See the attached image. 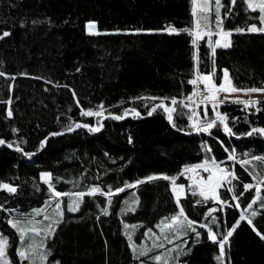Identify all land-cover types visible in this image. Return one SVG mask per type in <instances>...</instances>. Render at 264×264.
<instances>
[{"label":"trees","instance_id":"1","mask_svg":"<svg viewBox=\"0 0 264 264\" xmlns=\"http://www.w3.org/2000/svg\"><path fill=\"white\" fill-rule=\"evenodd\" d=\"M221 1L230 46L216 47L213 55L206 38L195 48L194 36L168 30L195 28L191 0H0V36L10 33L0 39V139L13 144L0 145V183L16 188L14 193L0 189V230L10 238L11 264L29 263L18 255L19 235L9 218L27 216L54 197L49 183L60 193L99 187L113 195L110 204L107 195H86L76 213L64 207L63 219L44 239L48 264H162L154 259L159 248L142 254L140 243L180 207L197 222L193 227L200 235L181 224L179 248L169 264H221L219 245L200 225L222 238L242 214L253 223L240 221L225 258L228 264H264V185L253 206L255 217L245 209L258 193L255 187L244 190L264 177V160L253 159L264 157V135H246L264 128V99L245 106L227 98L216 105L234 135L219 122L207 133L195 132L193 123L195 85L188 81L197 64L201 74L215 73V83L227 69L236 87L264 88V32L248 31L262 27L259 12L246 11L243 0ZM90 21L96 24L94 34L87 29ZM173 98L171 121L162 107L148 115L156 102ZM199 106L203 124L215 119L212 105ZM100 109L111 115L98 132L76 128L95 123L83 111ZM133 109L140 115L113 118ZM70 126L73 131H67ZM213 158L236 178L229 176L218 189V200H204L184 168L211 165ZM42 173H50V181ZM149 176L161 178L149 181ZM164 176L184 186L179 205L172 180ZM118 188L124 191L116 193Z\"/></svg>","mask_w":264,"mask_h":264},{"label":"snow or ice","instance_id":"2","mask_svg":"<svg viewBox=\"0 0 264 264\" xmlns=\"http://www.w3.org/2000/svg\"><path fill=\"white\" fill-rule=\"evenodd\" d=\"M212 2V0H203L202 6L200 8V13L201 15L195 20V29H189V28H185V29H180L177 30L174 27H169V32L170 34L172 33H176L178 34L179 32H186L189 35L194 36L193 40H192V44L196 45L198 40H202L205 36L209 37L208 40V45L209 47L212 48V52L213 55L215 54V47H213L212 45V41H211V36L213 35V33L211 31L208 32H204V31H200L199 29L201 28V24H200V19H203L205 21V27L207 26V13L209 11L208 5ZM232 4L236 3V0H231ZM244 3L247 4V10H251L252 12H259V16H258V20L261 22V24H264V0H243ZM191 3L193 5L192 7V15L194 17H197V3L198 0H191ZM215 4H216V24H217V28H220V24L222 23L220 15H219V10L221 5V0H215ZM96 28V24L93 21L88 22L87 24V29L89 31L90 34H94L93 30ZM236 31H243V29H236ZM248 31L250 32H264V27L261 28H257L256 25H252L248 28ZM224 37H228L231 35V32H226L223 31L222 29H220V32L218 33ZM10 35L9 32L5 31L2 36H0V39H2L3 37H6ZM215 45L216 46H220V47H229L230 43L229 42H224L223 44H221V40L217 39L215 41ZM196 59L198 61L199 57L196 56ZM77 71H79V69H77ZM4 73L0 72V76H3ZM215 75V73H209V74H201L199 72V68H198V64L196 67V77L192 80H189L188 83L189 84H193L196 85L198 82H202L204 84V90L206 91L207 95H203L202 96V100L201 102H205V101H212L213 102V111L215 112V107L217 103H224V100L227 99V96L224 97L223 100H218L217 99V94L220 92H224V93H231V92H237V91H247V92H264V88H250V89H237L235 87L232 86L231 81L228 79V70L225 69L224 70V74H223V78H222V82L220 84H216L215 81L213 80V76ZM200 93L196 92L194 90L193 95H199ZM73 95H75V93H73ZM188 100H192V96H188L187 97ZM239 103H244L245 106H247L248 104L252 103H258V101H237ZM171 103L173 105H175L177 103L176 99L173 98ZM187 106V105H185ZM101 108L103 107L102 105L100 106ZM159 107H163L164 110L166 112L169 113L168 119L171 121L172 116L171 113L175 110L174 108H169L163 104L157 105L156 107H154L152 109V111L148 112V115H152V112L156 111V108ZM257 111H259V109H257ZM132 112L136 115L139 116L140 114L138 112H135V110L133 109ZM127 114V113H126ZM8 117L12 116V112L11 110L8 111L7 113ZM82 115H86V116H99L101 115L100 112H96L93 113L91 110H87V111H83ZM204 115L207 116V108H205L204 110ZM114 119H123V116H115L113 117ZM189 119H192V117L190 116ZM227 117L224 114H221L219 112H215V119L206 122L205 126L203 127H196V131L197 132H209L210 129H212L213 127L217 126V122H219L220 124L223 125V131L229 135H234V133H232L231 128L228 127V124L226 123ZM174 126V125H173ZM79 127H86L89 128L90 131L92 132H98L100 130L99 127H90L89 125H80L77 124L76 128ZM74 129L70 126L67 131H73ZM13 131H16L15 129ZM254 133H258L261 135H264V128H253L251 129L250 132H248L246 135H253ZM62 133H53L51 135H61ZM7 144V147L12 148L13 144L12 143H8L2 139H0V145H4ZM44 147V142H41V148ZM17 151H23V149L19 148V146H17L16 148ZM210 151V149H209ZM24 155L26 156H31L33 154L30 153H24ZM229 160H234L235 156L234 155H229L228 157ZM254 160H264V157H253ZM223 163V162H220ZM242 164L247 165L249 163H251V161L249 160H243L241 161ZM211 165L212 168H209L208 166V162H204L201 164H196V165H186L184 168V172H195L197 169H203L205 172H212V174L208 177L207 181H204L203 179L197 181L194 179V177H190L191 179L194 180V183L197 184V186L199 187V195L202 196L204 198V200H208V199H219V195L217 190L220 187H223V184L221 183L223 180H225L227 177L231 176L233 179H235L236 177L234 176L233 173L227 172L226 169L221 168L219 166V164L215 161V159L213 158L211 161ZM213 169H215V171H213ZM219 173V174H217ZM183 175V172L181 173ZM161 177H156V176H149L147 177V180H154V179H158ZM165 180L171 179L173 181V184H175V178H170L167 176L162 177ZM256 177H253V179H255ZM42 179H44L46 182L50 181L51 179V174L50 173H42ZM143 181H137V183H142ZM230 183V181H229ZM260 185H264V177H261L260 180L258 181L257 185H252V184H245L244 185V190L248 191L249 189H252L253 187H255V190L257 193L260 192ZM135 185H125V187H134ZM49 190L51 192H53L54 197L58 198L61 196H67L68 193H60L55 191V189L53 188V185L51 183L48 184ZM184 186L183 185H178L175 186L173 191L176 194V202L179 205L180 203V196L182 193ZM0 189H6L9 192H15L16 188L12 187L9 184H5V183H0ZM124 188H118L116 189V193L119 192H123ZM229 191H231V189H229ZM101 193L102 195H107L109 197V204L111 203V196L113 195V193L111 191H109L108 193H102L101 189L99 187H92L91 189H89V191L87 193L84 192H77L74 193L73 195L76 197L75 200L72 201V203H70L67 207V211L70 213H76L80 210V206L81 203L83 201V198L88 195V196H94L96 193ZM193 195H196V192L192 193ZM241 195H243V193H241ZM234 200H238L239 197L234 196L233 197ZM197 204L202 203V201L197 200L196 201ZM227 203V202H224ZM256 203V200L254 199L251 203L248 204V208L251 209L253 204ZM262 207H264V203H262L261 205ZM236 207H239V205L237 204ZM0 208H3V205H0ZM56 208V212H57V216L59 217L58 219H56L55 221H53L54 224L59 225V223L61 222V220L63 219L64 216V212L61 209V204L60 203H56L55 205ZM127 210H131L134 211L135 209H127ZM125 210V211H127ZM40 211L43 210H37L36 214L39 215ZM211 211V210H210ZM101 212L104 215H108V209L107 208H103L101 209ZM251 215L253 217H255L257 215V212L253 211L251 213ZM181 217H183V220H181ZM99 218V217H98ZM45 220H48L49 217L45 216L44 217ZM241 220H246L247 223L249 225H252V220L248 219V217L244 216L243 214L240 216V219L236 221V224H234L232 226V228L230 230L227 231V233L225 235L222 236V238H218L217 234L215 232H213L212 228L209 227L207 224H201L200 227L202 228H206L207 229V233H208V239L210 241H212L213 243H217L219 245V256L217 257V260H221V264H223L222 262V257H224L225 255V246L227 244V242L229 241V238L233 235L234 231L236 230V228L239 226L240 221ZM172 224H164V228H171L173 224H184L186 223V227L188 229H191L192 232L195 233V235L197 237H199L200 233L198 231H196V228L193 227V225H195L197 222L189 220L187 218V216L184 214V209L183 207L179 208V214L177 216H173L171 218ZM215 218H213L212 223H215ZM9 224H11V226L13 228H15L19 233H20V239L24 240L25 236L28 232H40V231H44L47 233V235H51L54 231L55 228L52 227V225H48L46 229H37L36 227H32V228H24V227H20L19 226V222H13L11 220L8 221ZM29 223H32V221H29ZM253 230L255 231V228H253ZM258 235H260V233L257 232ZM262 239H264V236H261ZM129 239H131V237L129 236ZM7 248H8V238L4 237V236H0V264H11V261L7 258ZM142 254H146V253H142ZM18 255L20 258L22 259H28V255L24 250H19L18 251ZM41 261H44L46 259V254H41L40 256ZM155 260L159 261L161 259L160 256H155L154 257Z\"/></svg>","mask_w":264,"mask_h":264},{"label":"rangeland","instance_id":"3","mask_svg":"<svg viewBox=\"0 0 264 264\" xmlns=\"http://www.w3.org/2000/svg\"><path fill=\"white\" fill-rule=\"evenodd\" d=\"M202 3H203V0H198V3L196 5L197 17H195V20L201 15L200 8L202 6ZM221 5L222 6L220 7L219 15H220L221 21H223V16H222L223 2L222 1H221ZM216 7L217 6L215 4V0H212V2L208 5L209 11L207 13V26L205 27V21L203 19H200L201 28L199 29L200 31H204V32L211 31L213 33V35L211 36V41H212L213 47H215V48L218 47L215 45V41L217 39L221 40V44H223L226 41L230 42V36L224 37V36L218 34L220 32V29L223 30V22L220 24V28H217ZM262 27H264V24H262ZM204 38L207 39V43H208L209 37L205 36ZM195 48H197L196 45H195ZM224 70L222 72V78H223ZM204 74H208V73H204ZM228 74H229V71H228ZM195 77H196V74H195ZM212 78L215 81L214 76ZM222 78H221V82H222ZM228 79L231 81V84L233 87L240 89L234 85V82H233L230 74L228 75ZM220 83L216 82V84H220ZM225 96H227V98H230V99L236 100V101H259V100L264 99V92H247V91H237V92H231V93L220 92L217 94V99L223 100ZM171 101L172 100H170V101L161 100L159 102H156L154 107H156L157 105L163 104L169 108L175 109V105H173L171 103ZM195 104H196L195 105L196 111L194 113L193 123H194L195 127H203V126H205L206 123L203 124V121L198 118V114H199L198 108L200 106L196 102H195ZM208 104L212 105V107H213V102L208 103ZM218 104L219 103H217L216 105H218ZM250 104L252 105V103H250ZM204 106L207 107V105H204ZM96 112H100L101 115H99V116L93 115V117L95 119V123L92 125H89V126L90 127H99L101 129V127L103 126V120L108 115H111V114L106 112L104 109L93 111V113H96ZM135 112H137V111H135ZM171 114L173 115L174 111ZM129 116H135V114L131 111L129 112V111L125 110L123 117L127 118ZM96 122H98V123H96ZM210 166L212 167V165H210ZM220 167L226 169L222 165H220ZM213 171H215V169H213ZM226 171L229 172L228 169H226ZM217 174H219V173H217ZM194 179L197 180L196 177H194ZM227 179H228V177L225 180H223L221 183L224 184ZM175 186H178V185L176 183L173 184V181H172V189H174ZM191 187L199 189V187L197 186L196 183H194V181H191ZM173 193L175 194L174 191H173ZM73 194L74 193H71V194H68L67 196H61L58 198L52 197V198L48 199L43 206L32 209V211L29 215L25 216V215H23V213H16L15 214L16 217L11 216L9 218V220H11L13 222L18 221L19 226L24 227L26 229L32 228V227H36L37 229H46L47 226L50 224L52 225L53 228H55L56 225L53 223V221H55L56 219L59 218L57 216V212H56V208H55L56 203H60L61 209L64 211V207L67 208L68 205L70 203H72L73 200L76 199V197ZM182 194H183V190H182L181 195ZM259 197H260V193H258V195L255 197V200L257 201L259 199ZM134 200H135V197H132V201L130 203L132 204L134 202ZM65 204H66V206H65ZM254 204H253V206H254ZM253 206L251 209H249L247 207L245 209V212L247 214L251 215V213L254 211ZM37 210H43V211H40V214L37 215L36 214ZM45 216H48L49 219L45 220L44 219ZM181 220H183V217H181ZM29 221H32V223H29ZM164 224H172L171 219L162 221L158 225L156 231H151V232L149 231L148 233H146V238L140 243V246H141L140 248H141V251L143 253L148 252L149 250H156L159 248L161 251L159 253H157L155 256L161 257V259L159 261L162 262V264H169L170 259L173 256L172 253L174 251L178 250V248H179V244H178L177 240L181 237V235H180L181 224H173L171 228H164ZM126 225L127 224H125V226ZM134 227H135V225H134ZM17 233L19 235V240H20V245H19L18 249L24 250L27 253V255H28V259H26L27 262L29 264H48L47 256H46V259L44 261H41V259H40L41 254H46L45 246H44L45 245L44 239L47 236V233L44 231L35 232V233L34 232H28L26 234L24 240L20 239V233L18 231H17ZM0 236H4V237L8 238V247H9V245H10L9 235L6 233H3L0 230ZM134 239H135V237H134ZM178 255H179V253H178ZM7 258L11 261L9 253H8V248H7ZM220 262H221V260H220ZM222 262H223V264H228V262L225 258V255H224V257H222Z\"/></svg>","mask_w":264,"mask_h":264},{"label":"built area","instance_id":"4","mask_svg":"<svg viewBox=\"0 0 264 264\" xmlns=\"http://www.w3.org/2000/svg\"><path fill=\"white\" fill-rule=\"evenodd\" d=\"M196 92L200 93L199 95H195V102L198 103H202V96L203 95H207L206 91L204 90V84L202 82H198L195 85V89ZM203 103H212V101H205ZM196 132V129H195ZM209 168H211L209 166ZM212 174V172H205L203 169H197L194 173L192 172L193 177L197 178V181L203 179L204 181L208 180V177Z\"/></svg>","mask_w":264,"mask_h":264}]
</instances>
